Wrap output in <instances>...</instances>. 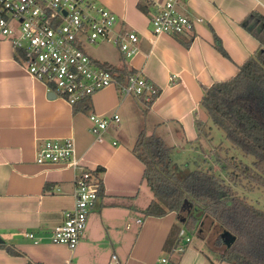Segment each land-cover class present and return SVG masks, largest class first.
I'll list each match as a JSON object with an SVG mask.
<instances>
[{"label":"crops","instance_id":"crops-1","mask_svg":"<svg viewBox=\"0 0 264 264\" xmlns=\"http://www.w3.org/2000/svg\"><path fill=\"white\" fill-rule=\"evenodd\" d=\"M95 1L117 16L116 30L138 35V53L124 59L115 47L120 64L114 65L124 62L141 70L158 94L146 109L139 97L122 100L117 86L110 85L69 105L48 97L44 84L0 40V264H106L112 253L121 264H230L219 261L203 224L184 251L175 248L177 237L169 248L172 229L177 221L184 223L191 204L161 217L142 219L134 213L142 205L138 197L144 166L132 147L142 128L172 148L184 141L193 147L209 119L200 106L205 89L234 76L258 49V41L240 21L251 11L264 14V0H183L180 12L202 21L188 33L156 37L150 18L164 0ZM114 112L118 125L106 128L99 141L89 130V114ZM129 117L135 118L134 125L124 121ZM67 137L73 139L80 162L100 170L97 177L103 184L75 249L49 239L73 205L74 172L64 163L35 160L45 140ZM164 220L169 226L165 233ZM26 232L39 241L34 243ZM194 235L197 243L192 242Z\"/></svg>","mask_w":264,"mask_h":264},{"label":"built area","instance_id":"built-area-1","mask_svg":"<svg viewBox=\"0 0 264 264\" xmlns=\"http://www.w3.org/2000/svg\"><path fill=\"white\" fill-rule=\"evenodd\" d=\"M181 1L164 0L159 5L150 18L155 37L163 33H188L195 23L202 21L200 17L181 13L178 8ZM116 22L117 16L95 0H0V40L11 45L29 75L72 106L110 85L117 86L122 100L136 96L149 102L158 91L141 70H135L125 83L118 82L86 53V44L99 41L111 43L125 59L138 53L137 33L116 30ZM88 118L89 130L99 141L105 129L118 125L120 120L116 112L108 116L91 113ZM35 160L64 163L74 172L73 205L63 212L62 222L51 229L49 239L75 249L86 228L88 213L98 198V178L80 162L74 141L69 137L45 140ZM25 236L34 243L39 241L32 232H26ZM177 239L176 249L182 252L191 237L180 229ZM106 264L121 262L112 253Z\"/></svg>","mask_w":264,"mask_h":264},{"label":"trees","instance_id":"trees-1","mask_svg":"<svg viewBox=\"0 0 264 264\" xmlns=\"http://www.w3.org/2000/svg\"><path fill=\"white\" fill-rule=\"evenodd\" d=\"M240 25L258 41V49L239 66L234 76L208 86L200 106L208 118L224 129L226 139L233 146L245 155L254 156L252 164L237 161L235 156L227 154L220 159L231 166L226 180L202 166L177 178L169 172L172 146L154 134H147L143 128L132 151L144 166L142 180L151 192L149 202L142 209L145 216L161 217L178 212L187 202L193 208L184 219L189 234H194L206 218L217 226L215 242L225 245V249L218 252L219 261L264 264V209L257 208L235 189L236 186L246 191L264 188V14L251 11ZM216 47L223 51L219 42ZM16 57L20 60L19 55ZM96 63L109 70L120 83H125L135 72L124 62L121 65ZM157 94L158 91L145 103L146 109ZM99 171L93 170L96 176ZM102 191L103 184L98 178L97 195ZM223 233L230 237L227 243ZM178 242L179 239L175 248Z\"/></svg>","mask_w":264,"mask_h":264},{"label":"rangeland","instance_id":"rangeland-1","mask_svg":"<svg viewBox=\"0 0 264 264\" xmlns=\"http://www.w3.org/2000/svg\"><path fill=\"white\" fill-rule=\"evenodd\" d=\"M84 49L86 53L97 62L106 61L112 64H120L119 59L117 58V50L111 43L99 41L95 44H86L84 46ZM142 102L145 105L146 102H144L143 100ZM139 107H141V105ZM124 121L129 122L132 125L136 123L134 117H129V119L124 118ZM181 144V147H179L178 145H174L169 155V172L177 178H182L192 172L198 166H202L206 169L214 171V173L222 176L226 180L227 172L231 170V166H229L225 161L220 159L224 158L227 154L235 156L237 161H242L248 165H251L254 161V156L245 155L243 154L241 149L233 146L229 142V140L226 139L224 129L219 125L215 124L211 118L206 121L205 126L200 131V137L197 139V142L193 144V147L185 141L181 142ZM218 145H221V149H218ZM235 189L240 195L245 196L247 200L253 205H255L257 208L264 209V188H255L252 191H246L241 186H236ZM138 198L140 204L142 203V205H140L137 210L134 209V213H136L138 217L143 219L145 215L142 213V208L147 205L151 198L150 190L143 180L142 190L140 191ZM184 203L186 204L187 202ZM99 220L100 219H97L98 224ZM164 221L165 222H163L162 224L164 229L162 230L163 233H165L166 229L169 227L166 220ZM212 223L213 222L209 218H207V220H204L202 222L203 228L201 229H204V233L207 232L208 235H210L207 236L209 246L212 249L221 252L225 249V245L223 243L220 244L218 242H215L217 228L214 223ZM179 227H182L181 229L185 230V234L187 236L191 235L186 231L184 223L180 225V223L177 221V223L172 229V236L169 240V248L173 244L174 237H177V235L179 237ZM207 228L210 230V232L206 231ZM222 237L228 242V234L223 233ZM198 241L199 239L194 235L192 237V242L197 243ZM164 256L167 257V251H165Z\"/></svg>","mask_w":264,"mask_h":264},{"label":"water","instance_id":"water-1","mask_svg":"<svg viewBox=\"0 0 264 264\" xmlns=\"http://www.w3.org/2000/svg\"><path fill=\"white\" fill-rule=\"evenodd\" d=\"M47 96H48V97H52V98L56 97V95H55L54 92H48V93H47ZM229 239H230V237H229ZM225 240H226V239H225ZM228 241H229V240H228ZM226 242H227V240H226Z\"/></svg>","mask_w":264,"mask_h":264}]
</instances>
